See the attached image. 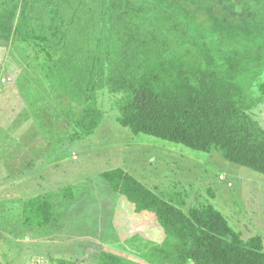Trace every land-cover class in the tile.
<instances>
[{
	"label": "trees",
	"instance_id": "1",
	"mask_svg": "<svg viewBox=\"0 0 264 264\" xmlns=\"http://www.w3.org/2000/svg\"><path fill=\"white\" fill-rule=\"evenodd\" d=\"M16 14L24 35L47 42L51 29L63 30L57 56L40 64L44 105L58 126L90 137L103 119L102 99L120 96L116 120L133 134L218 149L224 161L264 175V125L254 115L264 43L220 44L155 0H0V41L10 36ZM100 176L137 216L154 222L158 236L141 246L143 253L103 245L84 258L56 252L21 264H264V237L244 239L213 206L185 211V200L175 205L123 168ZM78 200L75 185L56 200L49 194L21 200L20 227L9 233L49 240Z\"/></svg>",
	"mask_w": 264,
	"mask_h": 264
},
{
	"label": "rangeland",
	"instance_id": "2",
	"mask_svg": "<svg viewBox=\"0 0 264 264\" xmlns=\"http://www.w3.org/2000/svg\"><path fill=\"white\" fill-rule=\"evenodd\" d=\"M155 1L220 44L264 43V0ZM23 8L24 3L16 10ZM22 19L16 14L10 36L0 41L1 264H21L26 258L56 252L84 258L103 245L115 250L135 247L142 254L141 246L158 236L156 228L101 178V173L115 168H123L175 205L185 200V211L213 206L244 239L264 237L263 174L224 161L218 149L207 153L133 134L116 120L120 96L102 99V94L103 119L90 137H75V128L58 126L44 105L40 64L57 56L63 30L51 29L53 37L45 42L22 34ZM4 78L12 81L3 84ZM254 90V115L264 125V74ZM69 185L76 186L79 202L67 209L57 236L32 240L24 238V231L17 238L9 233L20 227L21 200L47 194L56 200Z\"/></svg>",
	"mask_w": 264,
	"mask_h": 264
},
{
	"label": "built area",
	"instance_id": "3",
	"mask_svg": "<svg viewBox=\"0 0 264 264\" xmlns=\"http://www.w3.org/2000/svg\"><path fill=\"white\" fill-rule=\"evenodd\" d=\"M10 81H12V78H4L3 80H2V83L3 84H6V83H8V82H10Z\"/></svg>",
	"mask_w": 264,
	"mask_h": 264
},
{
	"label": "crops",
	"instance_id": "4",
	"mask_svg": "<svg viewBox=\"0 0 264 264\" xmlns=\"http://www.w3.org/2000/svg\"><path fill=\"white\" fill-rule=\"evenodd\" d=\"M40 137H37L36 139H35V141L36 140H38ZM24 139H27V138H24ZM31 144V143H30ZM30 144H28V143H26V145H30Z\"/></svg>",
	"mask_w": 264,
	"mask_h": 264
}]
</instances>
